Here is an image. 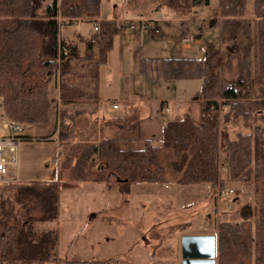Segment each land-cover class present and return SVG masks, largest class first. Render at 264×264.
<instances>
[{
  "label": "trees",
  "instance_id": "1",
  "mask_svg": "<svg viewBox=\"0 0 264 264\" xmlns=\"http://www.w3.org/2000/svg\"><path fill=\"white\" fill-rule=\"evenodd\" d=\"M139 1L126 0L133 5ZM208 3L209 0H162L155 9L166 7L185 17L195 7ZM247 4L248 0H218L214 23L220 28L221 47L229 50L223 64L219 62L221 47L206 48L201 58L145 60L156 63L163 79L201 80V89L194 95L201 99L197 122L188 115L169 120L159 142L147 140L138 150H122L115 137L80 144L75 149L72 168L75 181H114L129 190L136 183L166 182L161 160L167 152L175 159V167L183 168L178 184H208L214 192L217 184L252 185L256 204L244 203L234 217L218 222V264H264V85L255 114L243 111L240 104L248 99L253 78L264 76V0H252L253 18H243ZM99 18L100 0H0V99L9 118L29 126L47 123L52 86L58 89L60 101L92 96L98 83L99 62L104 60L112 37L122 30L114 21L98 22ZM78 19L99 23L86 47L90 51L98 43L100 59L81 55L75 42L60 38V26ZM234 62L237 75L227 79L223 76L225 65L232 69ZM68 75L79 81L68 82ZM224 110V123L231 117L246 121L254 117L259 123L251 132L231 138L227 129L221 128L220 113ZM71 132V118L59 110V143L67 141ZM1 185L10 186L11 193L6 198L0 193V264L55 261L57 230L37 231L35 225L58 217L59 182Z\"/></svg>",
  "mask_w": 264,
  "mask_h": 264
},
{
  "label": "rangeland",
  "instance_id": "2",
  "mask_svg": "<svg viewBox=\"0 0 264 264\" xmlns=\"http://www.w3.org/2000/svg\"><path fill=\"white\" fill-rule=\"evenodd\" d=\"M161 1L141 0L133 5L126 0H100L99 19L114 21L120 27L124 21L126 26L133 24L137 29L133 31L125 27L112 37L104 60L99 62L98 95L109 101L142 98L147 109L154 108V104L160 109L162 105V114L169 121L182 117L180 104L172 99L191 98L189 91L194 84L200 87L201 80L163 79L156 63L145 60L148 57L201 58L204 56L202 48L220 49V28L216 24L210 25L218 18V0H209L207 5L195 7L186 20L174 19L173 14L176 13L166 7L156 10ZM247 5L243 18H253L252 0H248ZM136 15L150 17L159 34L140 27L138 20L142 18ZM95 26L96 23L87 19L65 23L60 26V37L76 40L81 55L100 59L98 43L90 51L86 47L87 40L97 33ZM182 36L193 38L191 50L184 48ZM228 51L227 47L221 51V64L227 59ZM236 75L235 62L232 69L226 64L223 76L231 79ZM65 79L72 83L79 81L72 75ZM263 85L264 76L254 77L248 99L257 98L260 102ZM54 92L52 86L48 122L31 126L28 132L30 139L20 148L19 173L23 183L57 181L60 184L58 217L35 225L37 231L44 228L57 230L56 259L37 264H67L68 261L84 260H93L95 264H179L183 233L213 235L217 223L234 217L241 205L247 202L256 204L252 185L247 187L240 182H228L225 187L231 186L233 194L216 201L215 205L216 194L208 184H205L210 188L207 195H203L200 185L177 184L183 168L173 170L171 163L174 159L167 152L161 160L166 182L136 183L129 190H124L114 181L107 184L73 180L76 144L84 139L76 137L75 130H72L69 139L58 144V100L53 97ZM217 100L221 102V99ZM224 112L220 113V118ZM191 118L198 121L196 116ZM220 122L221 128H226L231 138L238 133L251 132L259 123L254 117L248 121L242 117H231L226 123L221 118ZM52 135L56 138L49 139ZM9 188L0 185V193L3 192L5 198L11 193ZM153 251L155 255L152 256Z\"/></svg>",
  "mask_w": 264,
  "mask_h": 264
},
{
  "label": "crops",
  "instance_id": "3",
  "mask_svg": "<svg viewBox=\"0 0 264 264\" xmlns=\"http://www.w3.org/2000/svg\"><path fill=\"white\" fill-rule=\"evenodd\" d=\"M136 17L150 19V17L148 16L146 17L142 15H136ZM173 18L177 20H184V19L186 20L189 17L188 16L182 17L177 14H173ZM210 25H215V23L213 22ZM205 26L206 25H204L203 27ZM62 40L69 43L75 42L77 44L76 40L74 39H69V40L62 39ZM192 41L187 43L184 42V48L191 50L190 43ZM196 42L199 43V40H197ZM221 48L222 51L224 47L222 46ZM202 49L203 52L205 53L206 48H202ZM148 58H155V57H148ZM201 86H202V82H201ZM200 87H198V84L193 85L192 90L189 91L188 93V94H192V97L189 99L185 96H182V98L179 97L176 99H172L174 102L180 104L181 107L179 111V114H181L180 116L182 117L185 115H188L189 117L196 116V118L199 120L201 99H195L194 95L197 93ZM58 95H59L58 89L55 88L53 97L56 96L58 100L57 111H56V124L58 123V111L61 110L66 115V118H71L72 130L73 131L75 130L74 134L76 135V137L79 136L80 138L84 139L82 141L77 142L78 144L76 145L78 146L80 144H86V143H98L100 140L107 137H115L118 140L119 146L122 150H138L144 147L145 142L147 140L153 142H159L162 139V128L167 121H166V117L163 116L162 114L163 106L160 104H159L160 109L158 108V106H156L157 104H154L155 105L154 108L150 107L147 109L144 106V101L141 100L142 98L140 100L125 98L120 101H109V100L101 99L100 96L98 95V83L96 86V90L93 91L91 97L82 98L73 101L59 102ZM113 104H117L118 106L114 108ZM240 104L243 111L248 113H253L254 111L258 110L260 102L257 98H251V99L242 100ZM131 115L135 117H131ZM31 129L32 127L30 126L26 133L27 137L23 141V143L30 139L28 132ZM52 138L55 139L56 138L55 135H52V137H50L49 139ZM173 161H175V159ZM171 168L173 170L177 169L174 163H171ZM19 174H20L19 181H21L22 176L21 173ZM198 185H200L199 186L200 188H203L202 191L200 189H197L198 191H201L203 195L209 194L210 188L207 185L197 184V186ZM229 187L231 188V186ZM219 200L220 199L218 198L216 199L217 202ZM184 234L186 233H183L182 235ZM213 235H215L217 238V226H216V232ZM143 240L144 242H146L145 238ZM151 255L152 256L155 255L154 251L152 252ZM180 260H179V264H180Z\"/></svg>",
  "mask_w": 264,
  "mask_h": 264
},
{
  "label": "built area",
  "instance_id": "4",
  "mask_svg": "<svg viewBox=\"0 0 264 264\" xmlns=\"http://www.w3.org/2000/svg\"><path fill=\"white\" fill-rule=\"evenodd\" d=\"M138 22L140 27L150 29L155 34H159V29L156 27L153 20L142 18L138 20ZM98 26L99 23L96 22L95 30H98ZM121 26V28L129 27L133 31L137 29L133 24L126 26L124 21H122ZM192 39L191 36L181 37L183 43L190 42ZM117 106V104H113L114 108ZM29 127V125L9 118L4 113L2 100L0 99V185L19 182L20 148L27 137L26 133ZM233 192L232 189L226 188L225 185L217 184L215 194L218 199H222L225 196L233 194Z\"/></svg>",
  "mask_w": 264,
  "mask_h": 264
},
{
  "label": "water",
  "instance_id": "5",
  "mask_svg": "<svg viewBox=\"0 0 264 264\" xmlns=\"http://www.w3.org/2000/svg\"><path fill=\"white\" fill-rule=\"evenodd\" d=\"M215 235L184 234L180 238V264H217Z\"/></svg>",
  "mask_w": 264,
  "mask_h": 264
}]
</instances>
